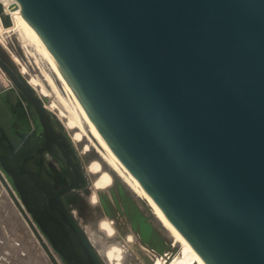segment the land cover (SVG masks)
<instances>
[{"label":"water","instance_id":"obj_1","mask_svg":"<svg viewBox=\"0 0 264 264\" xmlns=\"http://www.w3.org/2000/svg\"><path fill=\"white\" fill-rule=\"evenodd\" d=\"M8 1L161 221L206 264H264V0ZM45 101L0 46V181L52 264H107L74 214L89 176ZM151 219L132 206L165 256Z\"/></svg>","mask_w":264,"mask_h":264},{"label":"bare ground","instance_id":"obj_2","mask_svg":"<svg viewBox=\"0 0 264 264\" xmlns=\"http://www.w3.org/2000/svg\"><path fill=\"white\" fill-rule=\"evenodd\" d=\"M0 3L11 19V25L4 27L0 18V46L11 57L21 75L27 79L37 94L45 98L46 107L61 121L83 161L84 170L90 180L91 189L86 199L91 208L82 212L74 210V214L105 262L107 264H206L191 245L161 221L154 207L122 171L78 95L65 82L58 68L41 48L22 18L8 0H0ZM22 53L26 54L24 56L28 57V60L34 59L32 66L44 71L46 81L39 75H27L29 68L27 62H23ZM9 147V142L0 129V157L6 154ZM119 182L132 195L128 192L124 198L121 197L117 188ZM0 183L10 199L11 207L20 214L43 254L52 264L6 187L1 181ZM112 192L115 194L119 208L114 202ZM127 196H130V200ZM100 197H103L105 206L101 204ZM143 205L150 212V217L152 216L160 225V229H157L159 235L166 234L173 241L165 256H160L147 244L141 243L139 231L133 230L131 226L132 206L140 210ZM22 210L25 212L23 207ZM140 211L144 214L143 209ZM149 215L145 216L148 220ZM26 216L31 220L28 214ZM40 237L45 242L42 235ZM175 246H178V250L172 255ZM125 250L132 255L131 258L127 256Z\"/></svg>","mask_w":264,"mask_h":264},{"label":"rangeland","instance_id":"obj_3","mask_svg":"<svg viewBox=\"0 0 264 264\" xmlns=\"http://www.w3.org/2000/svg\"><path fill=\"white\" fill-rule=\"evenodd\" d=\"M11 43L13 44V40ZM20 46L23 48L22 44H20ZM22 54L23 62H27L29 68L27 75H39L40 78L45 79L46 81L44 71L41 69H35L34 66H32V60L34 59L32 58V60H28V57L24 56L26 54ZM45 73L47 74L46 71ZM142 209L144 210L145 216L150 214L144 205L143 207H140V210ZM151 217L149 215V221L152 222ZM162 236L171 239L166 234H163ZM125 252L128 253L127 256L131 258V254L127 250H125ZM0 264H50L20 214L11 207L10 199L1 183Z\"/></svg>","mask_w":264,"mask_h":264},{"label":"flooded vegetation","instance_id":"obj_4","mask_svg":"<svg viewBox=\"0 0 264 264\" xmlns=\"http://www.w3.org/2000/svg\"><path fill=\"white\" fill-rule=\"evenodd\" d=\"M13 45V44H12Z\"/></svg>","mask_w":264,"mask_h":264}]
</instances>
